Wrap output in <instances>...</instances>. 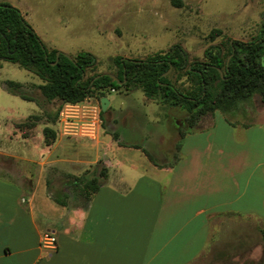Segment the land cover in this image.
<instances>
[{
    "label": "crops",
    "instance_id": "obj_1",
    "mask_svg": "<svg viewBox=\"0 0 264 264\" xmlns=\"http://www.w3.org/2000/svg\"><path fill=\"white\" fill-rule=\"evenodd\" d=\"M107 99L105 110L112 112ZM158 105L156 113L175 126L180 138L160 149L155 162L139 144L122 141L114 116L94 139L55 135L46 143L42 137L47 150L42 166H56L62 175H94L105 168L85 209L50 198L51 191L67 190L64 180L50 189L45 176L41 184V172L36 181L28 169L16 180L0 172V264H195L217 247L239 253L264 244V118L229 123L213 110L187 130L183 108ZM23 119L12 124L17 127ZM202 120L206 123L200 125ZM180 121L186 130L177 127ZM33 132L21 134L22 139ZM122 146L132 148L134 157L116 155ZM53 151L61 157L53 158ZM0 153L36 161L29 153ZM35 205L43 222L35 219ZM44 230L55 236L54 247L40 244ZM260 252L264 256V248Z\"/></svg>",
    "mask_w": 264,
    "mask_h": 264
},
{
    "label": "rangeland",
    "instance_id": "obj_2",
    "mask_svg": "<svg viewBox=\"0 0 264 264\" xmlns=\"http://www.w3.org/2000/svg\"><path fill=\"white\" fill-rule=\"evenodd\" d=\"M3 1L19 8L45 46L48 47L49 43L56 44L57 50L70 55L79 50L91 52L96 61L91 68L85 70L84 76L92 72L115 71L118 67L114 61L115 55L148 57L166 50L172 44L182 47L187 63L194 60L205 61V48L218 46L224 50L227 39L250 41L264 27V0H179L178 5L173 0ZM214 28L219 32L210 38L209 33ZM6 79L21 82L20 89L35 100L23 99L10 93L3 83ZM39 82L40 79L30 69L7 60L0 61V149L20 154L29 153L36 160L20 161L14 156L0 153V172L5 177L7 175L4 173H9L10 177L7 178L16 180L22 178V172L28 169L35 181L41 172V184L46 179L48 188L53 189L61 183L62 171L53 165L42 166L39 161L47 154L42 142V128L49 126L56 131L54 117L58 110V101H46L36 87ZM115 84L117 86L113 90L108 87L103 89L104 95L111 99L114 110L110 112V109H100L101 125L114 116L116 131L123 142L137 143L153 158L159 157L160 149L171 140L177 141L180 138L179 132L173 128L175 126L165 122L161 112L156 113L158 104H163V107L167 104L161 102L158 96L146 97L138 86L125 88L118 81ZM176 84L186 85L185 75H181ZM263 107L264 101L255 93L240 103L234 113L229 111L223 115L232 121L243 123L252 121L257 116L264 118ZM30 114L41 117L37 119L40 123L35 129L26 121ZM156 116H160L158 121L155 120ZM180 116L179 114L178 117ZM22 117L24 119L17 127L12 124L13 120ZM204 123L206 120L200 121V125ZM177 127L186 130L181 121ZM33 130L32 138L22 139L21 134ZM28 139L31 142L27 143ZM119 152L130 157L135 153L126 146L114 153L118 155ZM52 157H61V154L53 151ZM41 189L35 192V196ZM23 190L24 196L30 193L27 187H23ZM33 211L38 222L45 220L36 205ZM263 248L261 241L250 252L242 250L233 253L217 247L195 264H264V256L260 252Z\"/></svg>",
    "mask_w": 264,
    "mask_h": 264
},
{
    "label": "trees",
    "instance_id": "obj_3",
    "mask_svg": "<svg viewBox=\"0 0 264 264\" xmlns=\"http://www.w3.org/2000/svg\"><path fill=\"white\" fill-rule=\"evenodd\" d=\"M173 1L179 4V0ZM216 32L219 30L211 29L209 37L212 38ZM56 50L44 45L19 8L7 1H0V61L7 60L30 69L40 79L36 85L40 94L46 101L57 100L58 109L62 102L78 101L86 95L99 98L104 95L105 87L111 90L117 86L115 81H120L125 88L138 86L147 97L158 96L167 105L181 106L186 111L185 121L190 130L213 110L223 114L229 111L234 113L240 103L255 93L264 101V27L250 41L227 39L224 50L218 46L205 48V61L187 63L185 52L179 44H172L166 50L148 57L115 55L114 61L118 66L114 72L116 79L103 71L91 83L93 75L99 73L84 76L85 70L96 61L91 52L79 50L71 55V59L59 52L54 61ZM181 75H185L186 85L176 84ZM3 83L10 93L35 100L20 89L21 82L6 79ZM224 117L229 123L233 122ZM39 118L38 114H30L26 121L32 126ZM53 130L49 126L42 128L46 143L53 140L56 134ZM111 135L117 138L115 131ZM144 151L155 162L152 155ZM105 176L104 167H100L94 175L87 171L77 175L64 173L61 180H64L67 190L51 191L49 196L58 204L85 209ZM260 232L264 243V229L261 228Z\"/></svg>",
    "mask_w": 264,
    "mask_h": 264
},
{
    "label": "built area",
    "instance_id": "obj_4",
    "mask_svg": "<svg viewBox=\"0 0 264 264\" xmlns=\"http://www.w3.org/2000/svg\"><path fill=\"white\" fill-rule=\"evenodd\" d=\"M55 120L57 123L55 132L58 135L94 139L101 129L99 100L93 95H86L78 101H64L57 111ZM55 240L51 232L44 230L39 242L44 247L52 248Z\"/></svg>",
    "mask_w": 264,
    "mask_h": 264
},
{
    "label": "water",
    "instance_id": "obj_5",
    "mask_svg": "<svg viewBox=\"0 0 264 264\" xmlns=\"http://www.w3.org/2000/svg\"><path fill=\"white\" fill-rule=\"evenodd\" d=\"M59 52H62L66 57H68L69 59H71V55H70V54L65 53V52H63V51H60V50H56V51H55V59H54V61L57 59V55L59 54ZM231 53H232V52H230V53L226 56V59H225L226 61H227L228 58L230 57ZM101 74H103V72H99V73H96L95 75H93V77L90 79V83L92 82V80H93L94 78L98 77V76L101 75ZM107 74H108L110 77H112L113 79H116L115 74L110 73V72H107ZM123 80H124V78H123ZM123 80H122V81H123ZM118 82L121 83L120 81H118ZM98 100H99L100 109H105V108H106V105H107V103H108V99H107V97H106L105 95H101V96H99Z\"/></svg>",
    "mask_w": 264,
    "mask_h": 264
}]
</instances>
